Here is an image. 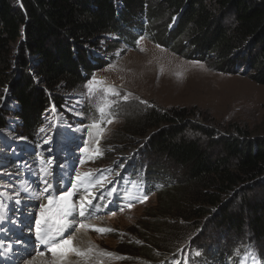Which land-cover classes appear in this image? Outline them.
Here are the masks:
<instances>
[{
    "label": "trees",
    "instance_id": "1",
    "mask_svg": "<svg viewBox=\"0 0 264 264\" xmlns=\"http://www.w3.org/2000/svg\"><path fill=\"white\" fill-rule=\"evenodd\" d=\"M153 1H160L168 15L182 14L177 29L167 33L168 39L162 36L164 40L170 38L168 46L175 49L177 43L187 39L198 54H211L222 64H230L235 52L247 55L254 51L255 61L244 65L258 71L251 77L264 84V0H0V102L4 98L12 101L6 102L5 111L0 103V131H6L11 122L14 137L37 141L50 108L63 113L65 95L80 91L86 79L103 66L94 58L103 37L129 35L135 48V28L130 23L128 32L125 20L140 12L142 19L144 11L147 18L160 19L161 10ZM118 8L122 10L119 19ZM225 13H232V23H223ZM149 18L148 25L144 23L140 29L158 41L160 33L149 27ZM118 23L124 24L123 31ZM16 61L21 69L16 68ZM187 118L184 109L150 110L141 121L122 129L139 137L154 132L151 150L182 171L180 180L171 181L147 164L151 195L158 197L153 211L160 229H146L148 234L141 237L142 243L129 241V249L122 253L147 264H171L164 260L158 263L154 258L161 249L158 241L168 236L165 231L174 232L182 225L201 229L215 211L223 208L216 226L238 234L248 227L262 242L255 248L264 255V137L253 138L241 130L235 136L194 126L195 136L188 138L187 130L192 125ZM242 194L246 195L239 208L229 211L231 202L239 201ZM187 232H181L174 242H183ZM163 244L172 248L173 238ZM241 248L242 244L236 249ZM175 249L166 250L167 256ZM226 253L216 256L209 249L205 256L218 262L237 255L224 256Z\"/></svg>",
    "mask_w": 264,
    "mask_h": 264
},
{
    "label": "rangeland",
    "instance_id": "2",
    "mask_svg": "<svg viewBox=\"0 0 264 264\" xmlns=\"http://www.w3.org/2000/svg\"><path fill=\"white\" fill-rule=\"evenodd\" d=\"M153 5L161 10L158 21L148 17L149 22H152L149 27L157 28L161 35L157 34L158 41L151 37H141L143 39L134 48L130 45L129 35L125 37L124 34H115L103 37L98 48L99 52L95 53L96 55L100 54V57H94L98 58L97 61L103 66H99L100 68L86 79L80 91L73 95H65L62 111L64 114L70 115L66 116L69 122H72L73 118H79L85 123L101 119L100 122L104 125L105 132L99 143L103 155H99L97 159L95 154V159L90 165H85L84 170H88L89 166L102 169L112 166L114 163L123 165L132 156L133 151L146 147L142 156L145 157L150 169L153 168V171L155 170L166 180L168 178H171V181L180 180L181 169L169 159L154 154L149 147L154 132L150 131L146 136L139 137L132 133L126 134L122 130L125 125H135L136 122L141 121L150 110L166 112L184 109L188 115V123L192 125L187 130L188 138L195 136V132H192L194 126L235 136L241 130L253 135V138L264 137V84L258 83L255 78L251 77L254 74L258 75V71L252 70L249 65L248 67L244 65V63L252 64L255 61L254 51H248L247 55L244 51L235 52L230 64H222L211 54L208 55L210 58L204 54H198L195 48L187 44L190 43L187 39L177 43L174 49V47L168 46L170 38L164 40L162 36L167 38V33L179 26L182 14L171 13L168 15L166 7H163L160 1H153ZM140 13L125 20L128 23H125L128 32L130 23L134 28L143 26L144 22L143 18H140ZM221 19L225 25L232 23V13H225V17ZM118 24L119 29L122 30L124 24ZM15 66L17 69H21L17 61ZM93 77H95V81H93ZM90 82L92 83L91 93L86 87ZM114 92H118L119 95L113 94ZM2 101L0 102L2 103L1 107L4 108L12 103L8 98H4ZM6 102H8L7 105ZM101 107L104 108L103 113L98 110ZM108 111L112 116H108ZM86 112H90V114L86 115ZM63 113L58 115L61 117ZM54 117L55 114L50 108L44 125L39 131H42L40 135L42 148L47 153L49 148L45 142H50L51 135L55 132L52 129L53 122H57L53 121ZM108 117L112 118L110 119L113 121L111 124L107 123ZM62 123H64L63 120H61L60 126ZM16 130L18 131V129ZM0 132V134L9 137L7 130ZM63 134L61 131L60 137ZM13 140L7 145L2 144L4 153H6V149L9 152L14 148L21 149V146L25 144L23 139L13 138ZM6 154L7 157H11V154ZM8 161L7 158V161L0 165V183L5 185L8 192L16 191L20 194L22 201L31 203V208L22 213L35 214L34 217H36L38 210L36 208L39 207L44 197L40 192L42 179L35 175L34 180L28 184L25 179L14 180L9 170L7 171V168L3 167ZM20 187L26 191L28 196L19 192ZM87 191L91 193L89 196L91 204L85 201V210L88 216L87 218L78 217L74 220L75 223L82 221L98 228H111L115 231L97 233L92 228H77L75 232L71 230L69 243L65 244L63 249H58L61 255L65 258L76 257L72 251V249H76L72 237L76 232L85 229L88 230L87 232L94 242L92 243L93 249H90L96 258L91 264H147L146 260L130 259L122 251L125 248L129 249L127 247L129 241L142 243L141 237L148 234L146 229H150L151 232L159 231L160 228L155 223L157 217H154L155 211H153L157 206V195H151V198L142 205L126 210L119 215L107 217L96 212V206L102 205L104 199L99 197L94 199L95 192ZM81 192L83 198L86 194L85 189H82ZM245 195L242 194L236 203L231 202L229 211L238 209ZM15 199L17 198L15 197ZM222 209L215 211V216L201 229L195 230L194 227L189 226L188 228L187 225H182L179 230L174 232L166 230L165 235L168 234V236L158 241L161 249L155 253L156 262L179 261L184 250L190 244L197 252L200 250L206 253L212 249L213 252H216V256H219L220 252L226 253L229 250H235L240 244H242L240 251L246 247L258 245L260 241L250 233L248 227H245L242 234L224 227L218 228L216 220ZM186 229L189 235L183 239V242L175 243L179 234ZM172 238L174 243L172 248L176 249L174 253L167 256L166 250L172 248H166L167 245L163 244V241H170ZM107 253H112V255H107ZM209 264H212L211 259H209Z\"/></svg>",
    "mask_w": 264,
    "mask_h": 264
},
{
    "label": "snow or ice",
    "instance_id": "3",
    "mask_svg": "<svg viewBox=\"0 0 264 264\" xmlns=\"http://www.w3.org/2000/svg\"><path fill=\"white\" fill-rule=\"evenodd\" d=\"M143 39V38H141ZM159 47V45H158ZM143 51V49H141ZM93 81H95V77H93ZM86 87L89 88V92L91 93L92 90V83L90 82L88 85H86ZM111 90V89H110ZM113 94L115 95H119L118 92H114ZM124 99H127V97H124ZM101 113L104 112V108L101 107L98 109ZM113 121L112 120H108L107 123L111 124ZM94 128H96L97 131V139L95 141L97 148H96V155H103V152L100 150L99 148V138L102 137L103 133L105 132V129L101 128L99 124H94L93 125ZM85 151H87V149H85ZM42 171H44L45 176L49 175L48 171L46 169H42ZM90 174H85V176H88ZM76 179L79 180L80 176L77 175ZM106 179V177L101 176L99 178H97L95 180L94 183H91L89 186L90 187H95L96 184L101 183L102 180ZM46 184L48 183L47 180L44 181ZM81 188H85V195L83 197V199L81 200V203L79 205L78 208H75V206L72 204L71 202V196L74 192H76V187L75 185L72 186V191L68 192L65 191L64 195L67 196L69 199L65 202V204L59 208L58 212L56 213V215L54 217H51V219H54L55 224L57 225V227L55 229L51 228V227H46L45 228V235L43 237L40 236V232H41V228H40V222H37V227H36V231H37V238L41 240V242L45 245L48 246V251H51L53 248L61 246V245H65L68 244L70 241V237H71V233L69 235L68 238H64V239H57V237H60L63 235V233L68 230L69 228H71L72 232H75L77 230V228H92V230L96 231L97 233H106V232H112L115 231L114 229L111 228H98L95 227L91 224H85L84 222H77L74 223L72 220H69L68 217L72 214V211L75 208L76 211V215L78 217H85L87 218L88 214L86 213L85 210V201H87L88 204H91V200L89 199V196L91 195L90 192L87 191V188L85 187L84 184H81L80 186ZM45 191H47V188L45 189ZM111 191H115V189H111ZM79 198V197H78ZM61 199H63V197H61ZM147 197H144L140 202H144V200H146ZM17 203H19V201H17ZM52 203V199L51 197H49V204ZM47 207V206H45ZM129 207H131V205H129ZM116 213L113 212L112 215H115ZM49 241H54V243H49ZM72 251L75 253V255L77 256H84L86 255V251H80L78 249H72ZM87 251H91V249H88ZM45 253L44 252H38L36 253V255L38 256H43ZM198 254V253H197ZM107 255H112V253H107ZM51 264H63V257L59 258V259H55L51 262Z\"/></svg>",
    "mask_w": 264,
    "mask_h": 264
},
{
    "label": "bare ground",
    "instance_id": "4",
    "mask_svg": "<svg viewBox=\"0 0 264 264\" xmlns=\"http://www.w3.org/2000/svg\"><path fill=\"white\" fill-rule=\"evenodd\" d=\"M87 231L88 230L82 229L79 232H76L72 237L74 239V245L76 249L80 251H86V255L84 256L76 255L75 258L72 257L65 258L61 255L58 249L52 252L45 253L43 256H38L36 255V253L42 251L41 250L38 251L39 248L36 246L30 248L29 246H26L24 242L23 243L16 242L15 244L12 245L11 244L5 245L0 242V248L1 247L4 248V264H51L53 260L59 259L61 257H63V264H91L96 257H94V255L91 253L92 251H87L90 248L93 249L92 246H94L92 244L94 242L91 240V236ZM239 252L240 250L238 249L230 250V252H227L226 254H224V256H227L229 254L230 255L238 254ZM205 259L209 262L210 258L208 256L207 257L205 256ZM181 260L182 257L179 261L171 262V264H177V263L181 264ZM227 260H230V256L229 258L220 261H227ZM216 262H217L216 260H212V264Z\"/></svg>",
    "mask_w": 264,
    "mask_h": 264
}]
</instances>
